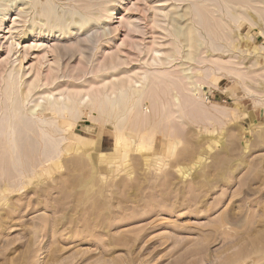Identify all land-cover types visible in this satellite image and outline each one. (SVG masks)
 Wrapping results in <instances>:
<instances>
[{
    "label": "rangeland",
    "instance_id": "obj_1",
    "mask_svg": "<svg viewBox=\"0 0 264 264\" xmlns=\"http://www.w3.org/2000/svg\"><path fill=\"white\" fill-rule=\"evenodd\" d=\"M27 1L0 0V80L19 60L23 91L41 79L27 109L47 93L108 88L113 98L125 82L153 91L134 100L119 133L114 115H82L63 124L56 159L21 183L1 175L0 264H264V0H122L109 35L101 22L86 29L100 34L85 49L89 81L48 88L45 76L69 72L49 42L27 35ZM50 1L83 13L80 0ZM184 70L191 82L176 79Z\"/></svg>",
    "mask_w": 264,
    "mask_h": 264
},
{
    "label": "bare ground",
    "instance_id": "obj_2",
    "mask_svg": "<svg viewBox=\"0 0 264 264\" xmlns=\"http://www.w3.org/2000/svg\"><path fill=\"white\" fill-rule=\"evenodd\" d=\"M80 1L82 2V4L76 7L80 8L83 13L77 11L73 12L69 10H67V12L66 11L64 12L62 11L63 9L62 10L61 8L59 9L58 6L55 3H53V1L50 0H44V1L28 0L27 2L24 3L28 11H34L36 14V16L33 17V19L30 22V31L28 32L27 35L41 42L44 41L49 42V48L51 49L52 55L54 56V58L57 59L58 68L64 67V70H67L69 72V75L66 73H62V75L60 76L58 73L55 74L54 76H52L51 74H50L51 76H49L47 73L46 75L48 76H45V78L43 77L44 83L42 84L41 82V84L47 88L53 85L56 80H59V82L55 84V86L57 87L60 85L61 82L70 83L72 81L75 82L76 79L83 80L82 83H86L89 81L87 79V76L91 74V71L88 69V65L90 64L91 59L86 54L85 49H89L91 47L92 49L93 48L96 49L99 45L100 34L99 32H97L98 28L97 29L92 28V30H87V31L86 29L92 23L101 22L104 25V27L103 29H99L98 31L102 30L101 32L102 36L109 35L111 33L109 25L112 20L113 11L117 8L118 5H121L122 2V0H80ZM179 1H184V0H179ZM224 1L226 2V0ZM231 1L234 2L237 0H231ZM196 5L197 6L195 7L199 6L198 4ZM70 6L69 8H71ZM92 8H94L95 10H93ZM197 10L200 9L197 8ZM198 13H200L199 19H201V15L204 16V14L203 13L201 14V11L200 12L198 11ZM182 15L180 16L182 17ZM164 17L167 18L166 14L164 15ZM259 17H261L260 14ZM1 20L2 19H0V22ZM213 20L215 22L214 18ZM134 21L129 19V22L127 24V28L129 30L130 29L137 30L139 28V26L137 25L138 21L137 22ZM121 22H122V17L119 20V23ZM205 23L202 22V25H204V30L206 26ZM67 43L70 45L69 49L66 48ZM189 43H190V47H192L194 43V37H191L189 39ZM75 53H78L80 55V59H79L80 66L76 73L70 69L71 64L74 63L72 59ZM21 66H22V60H19L18 70L12 68L4 71V73H2L4 75L1 77L0 80L3 83V88L1 89L0 87V147H1L0 155H2L0 157V162L1 160L4 161L6 159L11 160L9 166L7 162H6L7 165L5 163V166L4 163L0 165V178L1 175H5L6 176L5 179L10 180V182L16 180L19 183H21L23 177L26 175L28 170L33 172L35 169L41 168V166H43L45 163H49L50 161L58 157L59 153L62 150L61 142L63 140L62 139L63 137L61 133V128L65 122L70 121L71 126H74L76 122L81 118V116L85 115L88 117V119L91 122L96 123L98 121L109 118V116L111 115L112 116L114 115L117 117V120L116 122L113 123V125L115 126L116 132L119 133V131H121L122 129L123 121L133 111L134 100L138 98L140 102H142L143 97L145 96L147 97L149 93L151 95L150 91H153V89L149 90L151 89V87L150 88L148 87L149 84L145 86L144 89L142 85H137V84H136L137 86L132 85L129 86V88H127L126 82L125 85L124 84L121 85L120 83V86L118 85L116 87H114V85L112 86L114 87V89H112L114 93L113 98L109 97V95L107 94L108 92L107 90H109L108 88L106 90L107 92L106 91L104 92L103 89L99 91L100 97H98V95L93 93H91L90 95L88 90L85 94H82L81 92L78 91L69 92L67 90L68 91L67 97L64 94L66 99L65 98L62 99L61 97L62 94H59L61 96L54 97L51 93H47L44 97H42V102H36L31 108L27 109L25 102L28 101V97L31 93H33L36 89H40L39 82L41 79L36 78L32 83H30L27 86L26 88L27 90L25 89V91H23L21 88L23 82L21 83V79L20 78L17 79L16 76V74L19 73V69L21 68ZM100 66L103 67V64L102 65L100 64ZM55 70H56L55 68L52 69V71ZM155 71L157 72V70ZM162 71L164 72V70ZM186 71L187 70L183 71V77L181 76L182 78L180 77V80L179 78H176L180 83H181V79L182 80L184 79L189 82L192 81V78L187 76ZM226 71L229 70L226 69ZM168 73H172V72L168 71ZM179 73H181V71L178 72L177 74ZM71 84H73V82ZM195 86L198 87L200 93L203 92L201 90L202 88L201 85L195 84ZM103 87L105 88V86ZM16 93H17V98L16 97L14 98V95H16ZM200 93L197 92L196 94L193 95L197 97L196 99H199ZM161 94L163 95V92H161ZM32 96H34V94ZM156 99L158 100L159 98ZM151 101L153 102V99ZM126 105H128L129 107L126 108ZM134 108L137 109L138 106L137 108L136 106H134ZM160 108H159V112H161L160 110H162ZM167 112L165 111L166 114ZM133 116H134V112H133ZM11 118H13V120ZM60 120L62 121L60 122ZM162 121H163L162 123H165L164 118ZM168 121H171V119L170 120L168 119Z\"/></svg>",
    "mask_w": 264,
    "mask_h": 264
}]
</instances>
